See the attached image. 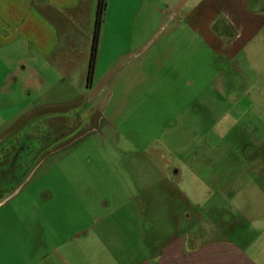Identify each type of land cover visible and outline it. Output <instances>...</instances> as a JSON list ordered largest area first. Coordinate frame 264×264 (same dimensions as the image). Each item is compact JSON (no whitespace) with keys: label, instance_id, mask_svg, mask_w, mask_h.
Masks as SVG:
<instances>
[{"label":"rangeland","instance_id":"1","mask_svg":"<svg viewBox=\"0 0 264 264\" xmlns=\"http://www.w3.org/2000/svg\"><path fill=\"white\" fill-rule=\"evenodd\" d=\"M184 5L110 0L88 88L81 76L91 36L82 12L69 52L74 70L39 97L27 91L21 112L14 99L0 108L10 115L3 144L33 135L29 145L39 148L0 192V230L10 238L24 224L27 252L35 220L55 232L51 244L36 235L44 264L61 254H72L73 264H131L169 233L207 226L264 244V226L245 217L262 212V46L237 66L196 37L169 36ZM31 109L37 115L24 117Z\"/></svg>","mask_w":264,"mask_h":264},{"label":"crops","instance_id":"2","mask_svg":"<svg viewBox=\"0 0 264 264\" xmlns=\"http://www.w3.org/2000/svg\"><path fill=\"white\" fill-rule=\"evenodd\" d=\"M161 1L171 10H176L178 0ZM183 1V9L178 15H172L177 24L169 36L179 40L185 36L196 37L215 58L222 59L226 64L235 62L237 66L247 58L246 50L253 51L255 46L260 45L264 52V11L254 3L255 0ZM97 2L0 0V108L4 107V101L14 99L15 111L21 112L28 105L26 95L30 94L27 91L33 90L39 97L44 91H51L59 84L58 80L74 70L76 58H72L69 52L74 49L75 24L81 19H88L87 36L92 38ZM109 4L110 0H106L105 12ZM82 12L88 17L83 18ZM87 70L81 76L85 87ZM44 84L45 89L40 90ZM36 110H29L24 117L37 115ZM6 116L10 115H0V127L5 125ZM3 140H6L5 135L0 137V149L11 142H20L16 137L6 144ZM259 164L262 166V191L259 190L258 194L262 199L258 200L260 205L257 210L262 212H245L251 227L258 224L264 226V159L259 160ZM41 226L37 220L33 222L35 231L31 240L34 243L29 244V252L24 224L19 228L18 236L5 237L0 230V264L47 262V255L38 253L42 252L36 247L41 239L37 240L36 235L43 239L42 234H46V241L51 244L53 239L57 241V234L42 231ZM207 229L209 232L203 230L204 234L196 232L193 235L191 231L169 233L158 243L156 250L152 253L146 250L142 259L132 260L131 264H264L262 237L258 241L245 239L240 243L222 236L218 227L207 226ZM218 234L220 237H214ZM52 262L49 264H73L74 256L61 254Z\"/></svg>","mask_w":264,"mask_h":264},{"label":"flooded vegetation","instance_id":"3","mask_svg":"<svg viewBox=\"0 0 264 264\" xmlns=\"http://www.w3.org/2000/svg\"><path fill=\"white\" fill-rule=\"evenodd\" d=\"M34 137L33 135L28 138L24 136L21 144L11 142L5 148L0 149V192L11 184L27 164L32 161L35 151L39 149L36 146L32 147L29 145L30 142L37 140Z\"/></svg>","mask_w":264,"mask_h":264},{"label":"trees","instance_id":"4","mask_svg":"<svg viewBox=\"0 0 264 264\" xmlns=\"http://www.w3.org/2000/svg\"><path fill=\"white\" fill-rule=\"evenodd\" d=\"M254 3L257 6H259L261 10L264 11V0H255ZM105 9H106V0H98L97 7H96L95 20H94L93 34L91 38V48H90L89 63H88V70H87V81H86L87 86L90 84L92 77H93V73H94L101 26H102Z\"/></svg>","mask_w":264,"mask_h":264}]
</instances>
